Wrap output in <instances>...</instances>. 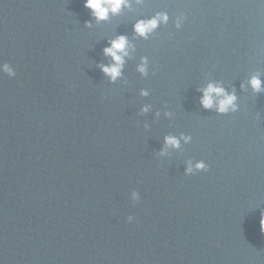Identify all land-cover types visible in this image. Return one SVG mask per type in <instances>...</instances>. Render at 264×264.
<instances>
[{
  "label": "water",
  "instance_id": "1",
  "mask_svg": "<svg viewBox=\"0 0 264 264\" xmlns=\"http://www.w3.org/2000/svg\"><path fill=\"white\" fill-rule=\"evenodd\" d=\"M129 3L98 22L84 0H0L17 73H0V264H264V94L248 86L264 80V0ZM157 13L167 25L139 37ZM121 35L113 83L100 66ZM212 82L237 112L202 107ZM169 135L192 139L161 156ZM199 160L209 171L185 175Z\"/></svg>",
  "mask_w": 264,
  "mask_h": 264
},
{
  "label": "clouds",
  "instance_id": "2",
  "mask_svg": "<svg viewBox=\"0 0 264 264\" xmlns=\"http://www.w3.org/2000/svg\"><path fill=\"white\" fill-rule=\"evenodd\" d=\"M129 6V0H84V7L90 10L93 18L98 22L108 20L110 15H119L125 7ZM169 19L167 13H157V15L151 19L138 21L134 25V31L139 37L148 39L149 36L154 34L159 28L160 24L167 25ZM184 20L185 17L183 14L176 19L175 27L177 30L182 29ZM86 26L90 27V24ZM128 49V38L123 35L110 41V47L104 49L105 56L110 57L113 63L109 65H101L100 67L103 73L108 76L113 83L123 75V68L126 62L125 58L129 55ZM147 64L148 62L145 58L137 69L145 76L148 75ZM0 73L6 74L9 78H15L17 75L16 71L9 63L0 64ZM248 86H250L256 94H264V80H261L259 75L251 77L248 81ZM201 92L202 97L200 103L205 110H214L220 115L235 113L239 110L237 104L238 97L236 96L235 90L229 93L219 82L209 83L206 88L201 89ZM141 94L147 96L149 93L147 91H142ZM143 111L145 113L148 112V107H145ZM191 139V136L184 135H181L180 137L172 135L166 136L165 147L162 149L160 155L165 156L170 150H180L182 147L181 141L189 143L191 142ZM207 171H209V166L205 161H189L185 169V175L192 176ZM140 199V193L138 191H132L131 200L134 203H138ZM134 221V216L129 215L127 217V222L129 224ZM261 225H264V218L261 219Z\"/></svg>",
  "mask_w": 264,
  "mask_h": 264
}]
</instances>
